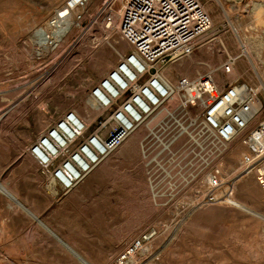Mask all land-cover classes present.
Here are the masks:
<instances>
[{"label": "rangeland", "instance_id": "374dc122", "mask_svg": "<svg viewBox=\"0 0 264 264\" xmlns=\"http://www.w3.org/2000/svg\"><path fill=\"white\" fill-rule=\"evenodd\" d=\"M201 1L212 21L200 40L203 46L183 57L188 64L185 70H178L179 63L167 65L165 77L172 84L179 77L211 74L221 87L243 83L257 88L263 109L249 123L252 127L264 118V90H260L264 88V28L252 24L251 10L257 3L264 5V0ZM65 2L0 0V184H10L7 188L22 202L60 194L42 170L43 193L38 191L34 175L21 165L24 154L67 112L76 111L89 122L94 115L89 91L130 51L118 32L126 0H91L79 22L77 13L72 17V31L56 40L49 23ZM220 12L229 13L231 26ZM109 19L114 25L109 26ZM38 31L47 40L58 41L57 46L37 44ZM238 40L248 46L247 55L240 52ZM230 58L234 66L224 75L221 66ZM186 110L187 117L181 110L175 113L183 120L182 127L200 112ZM137 131L134 139L141 131V144H133L121 159L114 152L93 171L100 187L93 189L87 206L94 204L99 190L100 211L98 217L87 212L91 218L93 213L96 224L88 231L98 233L73 236L76 243L69 245L79 247L78 252L93 264H112L129 242L145 234L148 240L127 264H264V198L256 191L262 186L255 174L240 168L246 151L243 139L222 154L199 153L192 146V131L187 134L173 122L152 130L162 144L144 139L145 127ZM165 144L168 149L162 147ZM101 166L105 169L100 172ZM214 172L220 180L234 182L230 202L203 200L205 178ZM115 186L123 188L122 201L111 196ZM16 209L0 193V264H80L39 220Z\"/></svg>", "mask_w": 264, "mask_h": 264}, {"label": "built area", "instance_id": "2783aa9c", "mask_svg": "<svg viewBox=\"0 0 264 264\" xmlns=\"http://www.w3.org/2000/svg\"><path fill=\"white\" fill-rule=\"evenodd\" d=\"M90 1L66 0L62 7L80 10L76 15L79 22ZM211 23L201 0H126L118 32L130 51L89 91L88 98L94 104L92 119L86 124L75 112H67L28 150L48 172L51 186L61 195L70 193L144 125L152 129L143 138L151 137L162 144L152 130L169 122L178 126L172 120L174 114L196 108L198 117L185 125L193 133V149L222 154L242 136L246 148L242 166L261 173L264 189V118L249 125L259 102L257 88L243 83L221 87L211 74L194 79L179 77L169 87L158 76L157 67L164 69L191 55ZM37 33L41 46L40 31ZM234 62L232 58L227 61L225 73H230ZM162 147L168 149L166 144ZM218 176L214 172L205 178L204 201L212 196L232 200L234 182ZM147 240L144 234L129 242L112 264H127Z\"/></svg>", "mask_w": 264, "mask_h": 264}, {"label": "crops", "instance_id": "0c3cea01", "mask_svg": "<svg viewBox=\"0 0 264 264\" xmlns=\"http://www.w3.org/2000/svg\"><path fill=\"white\" fill-rule=\"evenodd\" d=\"M164 71L168 74L165 68ZM21 165L24 170L29 171L30 173H32V175H34L36 187L40 193H43L42 190L43 180L41 179V176L39 174L40 171L39 167L36 164V162L33 160V158L30 157L29 154H24ZM104 169L105 166H101L98 169V171L101 172ZM12 175L14 177L15 175H17L16 170L12 172ZM4 185L7 188V186H9L10 184L4 183ZM99 187H100V182L96 180V173L93 174L92 172V174L90 173L73 191H71L70 193L64 196H60V194H58L57 197L54 195L49 197L47 195L46 196L43 195L41 196V199L40 197L37 196L35 201L32 199L25 198L22 202L19 201L16 192L13 190H9L8 188L7 189L10 191L11 198H9V196L7 195L4 194L3 195L9 198L13 202V204H15L18 210L21 209L22 211H24V213H26L27 215V218L30 217L32 219L39 220V222L45 228L47 227L49 234L53 236L56 242H58V244L61 247L63 248L65 247V249H67L69 252L74 254L73 255L74 258L78 260L80 264L83 263H81L79 258L82 260H86L87 262L89 261L88 262L89 264H93L89 259L86 258L85 255L78 252L79 247H76L75 245H74L75 247H73L70 246L69 244L76 243V239L73 236L98 233V231H92V229L88 231V228L95 227L96 224L93 223V218H94L93 213L91 218L87 212L88 211L95 212L96 217H98V212L100 211L99 190H96L95 193L96 198L95 201H93L94 204L91 206H87V204L91 203L90 199L92 198L93 195L92 194L93 189ZM110 193L112 198H114L117 201L118 200L122 201L123 199L122 186L119 187V189L118 186H115V190H112ZM112 226L113 225H110L108 226V228ZM115 227H118V222L116 221H115ZM111 232L118 234V231L114 232L112 230ZM121 233H122V226L120 225L119 234ZM70 247L73 249H71Z\"/></svg>", "mask_w": 264, "mask_h": 264}, {"label": "bare ground", "instance_id": "6f19581e", "mask_svg": "<svg viewBox=\"0 0 264 264\" xmlns=\"http://www.w3.org/2000/svg\"><path fill=\"white\" fill-rule=\"evenodd\" d=\"M214 1H216L217 2V0H214ZM125 5V4H124ZM124 7V6H123ZM122 10H123V8L121 9V12H120V16H121V13H122ZM223 10V9H222ZM80 10H73V11H68L67 9H65L64 7H61V8H59V9H56L55 10V15H54V19H53V22H51V23H49V24H52V26H53V32L50 34L51 36L53 35V36H55L56 35V40H62V38H64V36H66V34L67 33H70L71 31H72V27H73V25H74V22H72V17L74 16V15H76V13H78ZM100 11V10H99ZM221 11V10H220ZM221 13V16L223 15L224 16V18L225 19H227V23H228V25L229 26H231V23H230V21H229V13L228 12H220ZM120 16H119V19H120ZM251 16L253 17V22H252V24L253 25H255V26H258V27H261V28H264V5L262 4V3H257L256 5H254L253 6V9L251 10ZM77 22V21H76ZM118 24H119V22H118ZM112 25H114V22H112L111 21V23L109 24V26H112ZM211 26H212V23H211ZM210 26V27H211ZM240 31V30H239ZM241 32V31H240ZM235 33V32H234ZM41 36H42V41L41 42H43L45 45H51V47H56L57 46V43L56 42H58V41H56V42H54V41H49V40H47L48 38L47 37H44L43 36V34L41 33ZM242 36V35H241ZM201 38L202 37H200L198 40H197V42H196V47H197V49H198V46H199V44H200V40H201ZM245 41V40H244ZM42 43V44H43ZM238 48H239V50H240V52L242 51V53L244 54V56L245 55H247V49H248V46L246 45V44H243L240 40H238ZM203 46V44H200V48ZM236 47V46H235ZM202 50V49H201ZM247 57V56H246ZM183 59H185V58H179V59H177V60H175L174 61V63L173 64H175V63H179L178 64V66H177V68H178V70H180V69H182V68H184V70H185V67L188 65L186 62H184L183 61ZM183 61V62H182ZM233 66H234V63L232 64V67H231V71H232V68H233ZM224 67H225V64H223V66H221V71H222V73H224V75H229L230 73H231V71H230V73H225V71H224ZM157 69H158V76H159V78L162 80V82H164L167 86H169V87H173L174 86V84H175V82L174 83H170L167 79H166V77H165V71H164V69H162V66H159V67H157ZM238 73V72H237ZM233 76H235V74H233ZM47 77V75L45 74V75H42L41 77H40V82H42L43 80H45V78ZM185 77H187V76H185ZM170 78V77H169ZM189 78V77H188ZM263 83V82H262ZM258 90V89H257ZM260 90H264V88L263 87H260ZM88 102H89V107H90V109H91V111L93 112V108H94V104L92 103V101L88 98ZM82 104V103H81ZM83 105H87V104H83ZM261 106V107H260ZM263 103L259 100V102H258V104H255V106H254V116H253V118H252V120H254L255 118H256V116H258L259 115V113H260V111L263 109ZM81 110H83V112L84 113H88V111L86 110V108H81ZM181 111L182 112H184L185 113V116L187 117L188 116V112H187V110L186 109H181ZM75 112V114H77L86 124H88V122H86L82 117H81V115H79V113H77L76 111H74ZM86 116V115H85ZM257 119V118H256ZM172 120H174L176 123H177V125L179 126V128H180V130H181V128L182 129H186V131H187V127L188 126H185V125H183L184 127H186V128H184V127H182V124H180V121H183L182 119H178V117L174 114V118L172 119ZM251 120V121H252ZM250 121V122H251ZM249 122V123H250ZM143 127H145V129H146V133L148 132V131H150L152 128H149V126H146V125H144ZM138 132V131H137ZM136 133V132H135ZM135 133L123 144V145H121L115 152H116V154H115V157L116 158H118V159H121V158H123L127 153H128V151H130V148H132V146H133V144H135V143H139V144H141V138H142V132L141 131H139V133H140V136L138 137V139H134V135H135ZM242 139V136H239V137H237V139H235V141L237 140V141H240V143L239 144H241V140ZM135 140V141H134ZM132 141H134L133 143H132ZM234 141V142H235ZM234 142H233V144H234ZM243 142V141H242ZM239 146V145H238ZM140 147V150H141V152H142V146H139ZM29 154V153H28ZM142 154V153H141ZM112 155V154H111ZM110 155V156H111ZM243 155V154H242ZM29 156L30 157H32L30 154H29ZM110 156H108V157H110ZM107 157V158H108ZM33 158V157H32ZM33 160L36 162V164L38 165V167H39V170H42V173L44 174V175H46V177L48 178V180H49V174H48V172H46V170L43 168V167H41V165H39L38 164V162L33 158ZM241 160H242V156H241ZM241 160H240V168H242V170L243 171H246V172H250V173H253V174H255L257 177H258V179H259V183L260 184H262V182H261V180H262V176H261V173H259V172H257L256 170H252V171H248V170H246V169H244L243 168V166H242V162H241ZM104 161V160H103ZM220 176V175H219ZM218 176V177H219ZM4 184V183H3ZM3 184H0V192L2 193V194H4V195H7V196H9V198H11V194H10V191L7 189V188H5V186L3 185ZM204 184V183H203ZM259 186V185H258ZM52 188H53V186H51ZM203 187H204V185H203ZM257 187V186H256ZM260 187V186H259ZM256 191H257V193H258V195H259V197H261L262 199L264 198V194H262V193H264V189L263 188H257L256 189ZM254 192V191H253ZM54 193H55V191H54ZM15 194V193H14ZM203 195H207V193H204ZM14 197V196H13ZM18 200V199H17ZM211 200L213 201H216V202H218V200L219 199H217L215 196H212L210 199H208V202H211ZM221 202H225V201H221ZM230 202V201H229ZM18 203V202H17ZM263 204H264V202H263ZM22 206V205H21ZM46 229H47V227H46ZM48 231V230H47ZM54 234H55V232H54ZM56 238V237H55ZM59 240H61V239H59ZM60 242V241H59ZM146 246V245H145ZM65 248V247H64ZM71 248V247H70ZM71 249H73V248H71ZM143 250H144V248H143ZM77 253V252H76ZM75 253V254H76ZM74 255V254H73ZM82 256V255H81ZM76 257V256H75ZM83 258V257H82ZM79 260L81 261V263H83V264H89L86 260H82V259H80L79 258Z\"/></svg>", "mask_w": 264, "mask_h": 264}]
</instances>
